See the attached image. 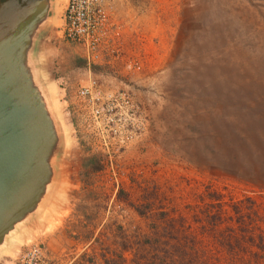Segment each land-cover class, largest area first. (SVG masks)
<instances>
[{
    "label": "rangeland",
    "instance_id": "obj_1",
    "mask_svg": "<svg viewBox=\"0 0 264 264\" xmlns=\"http://www.w3.org/2000/svg\"><path fill=\"white\" fill-rule=\"evenodd\" d=\"M112 8L121 34L98 58L62 16L18 56L32 98L56 88L61 118L0 264H264V0ZM113 94L129 104L107 112Z\"/></svg>",
    "mask_w": 264,
    "mask_h": 264
},
{
    "label": "water",
    "instance_id": "obj_2",
    "mask_svg": "<svg viewBox=\"0 0 264 264\" xmlns=\"http://www.w3.org/2000/svg\"><path fill=\"white\" fill-rule=\"evenodd\" d=\"M18 60L16 55L0 53V230L13 218L12 211L21 210L32 197L39 179L35 162L39 135L46 128L34 109L36 100L17 69ZM24 122L29 131L23 130Z\"/></svg>",
    "mask_w": 264,
    "mask_h": 264
},
{
    "label": "crops",
    "instance_id": "obj_3",
    "mask_svg": "<svg viewBox=\"0 0 264 264\" xmlns=\"http://www.w3.org/2000/svg\"><path fill=\"white\" fill-rule=\"evenodd\" d=\"M65 7L66 0H0V49L3 50L0 53L10 56L40 53L48 46L45 35L48 39L56 35L55 24L60 16L63 26L66 9L62 14L59 10ZM37 39L42 41L37 44ZM66 49L72 48L66 45Z\"/></svg>",
    "mask_w": 264,
    "mask_h": 264
},
{
    "label": "built area",
    "instance_id": "obj_4",
    "mask_svg": "<svg viewBox=\"0 0 264 264\" xmlns=\"http://www.w3.org/2000/svg\"><path fill=\"white\" fill-rule=\"evenodd\" d=\"M112 5L113 0H69L62 28L64 38L82 45L93 59L104 50L114 48L121 32L112 19ZM81 95L86 97L89 90L83 89ZM128 104L125 94H113L106 99L105 108L107 112H112ZM96 114L101 115L100 110L97 109ZM121 140L123 144L126 142L124 137Z\"/></svg>",
    "mask_w": 264,
    "mask_h": 264
},
{
    "label": "bare ground",
    "instance_id": "obj_5",
    "mask_svg": "<svg viewBox=\"0 0 264 264\" xmlns=\"http://www.w3.org/2000/svg\"><path fill=\"white\" fill-rule=\"evenodd\" d=\"M29 75H30V79L32 78V80L33 79L35 80L36 74L31 72ZM26 80H25V82H26V84L28 86V89L29 88H33L32 85H33L34 82L30 81V80L29 81L28 80L26 81ZM25 88L27 90V87H25ZM44 92L47 93L46 97L49 96L50 100L48 101L45 97H43L41 94L39 95L36 92L37 93L36 99H35L36 103L34 102V109L36 110L37 115L39 116V120H40L41 125L44 126L45 124L46 125L48 124L46 126V128H45V131H40V135H39L40 148L38 150L37 160L35 161L36 165H37V178L42 176L41 177L42 179H44L43 176H46V174L49 173V170H50L49 169V160H48L49 157H46V153H47V150L50 151L51 146H46V144H47V142H46V134L48 133L49 137L52 136L53 138H55L53 130L51 132L49 131V123H50V120L54 117L53 116L54 113L56 115V119L59 120L61 118V114L58 112L59 105H58L57 101L54 99V96H55V93H56V88L53 85H49V86H47V90H44ZM39 109H40V111H39ZM59 122L63 125V128L66 131V127H65L64 121H59ZM25 129H27V131H29L28 125L26 123H25V126L23 125V130H25ZM46 129H48V130H46ZM45 183H46V181L44 182V184ZM44 188H45V190H47V186L46 185L44 186ZM39 200L37 202L38 205L36 204L37 208L40 207V205H39L40 201ZM8 221H9V223H11V222L15 223V225L17 223H19V220L16 221L13 218H11V219L9 218ZM11 231H12L11 227H9V228L8 227L7 228L3 227L0 230V247L5 245V237L9 233H11Z\"/></svg>",
    "mask_w": 264,
    "mask_h": 264
}]
</instances>
